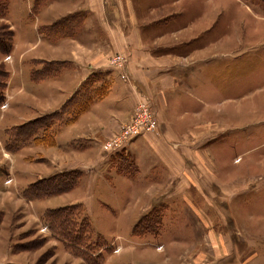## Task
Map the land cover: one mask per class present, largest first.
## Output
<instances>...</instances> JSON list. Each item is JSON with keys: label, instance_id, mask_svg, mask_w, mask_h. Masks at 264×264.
I'll return each instance as SVG.
<instances>
[{"label": "rangeland", "instance_id": "obj_1", "mask_svg": "<svg viewBox=\"0 0 264 264\" xmlns=\"http://www.w3.org/2000/svg\"><path fill=\"white\" fill-rule=\"evenodd\" d=\"M7 1L0 31L11 30L14 37L12 51L0 58L8 72L0 105V264H264L262 5L251 0ZM73 3L98 13L113 44L104 39L82 93L37 118L58 113L48 120L50 127L16 142L15 129L28 122L7 126L24 119L20 103L32 98L16 96L15 35L21 27L32 28L42 11L57 16ZM76 14L65 35H79L86 23V28L97 26L88 13L64 18ZM29 39L37 37L30 31ZM51 71L57 78L63 68ZM114 80L126 86V119L107 100ZM141 104L154 130L109 148ZM80 107L85 112L78 115ZM70 119L77 120L69 125ZM70 127L88 139L82 140L84 147L94 146L97 157L68 165L81 173L71 192L31 199L30 186L70 172L54 173L59 163L52 159L62 162V150L78 145V139L64 137ZM67 196L70 206L83 208L70 209L75 223L89 221L80 246L59 236L46 219L49 211L64 207Z\"/></svg>", "mask_w": 264, "mask_h": 264}, {"label": "crops", "instance_id": "obj_2", "mask_svg": "<svg viewBox=\"0 0 264 264\" xmlns=\"http://www.w3.org/2000/svg\"><path fill=\"white\" fill-rule=\"evenodd\" d=\"M72 5L73 6L69 5L64 8L67 9V11L60 12L57 16L53 15L55 11H48L47 13H43L42 11L40 19L32 28L18 27L19 31L15 35L16 45L15 51L13 52L15 57L19 56L18 62L14 65L16 68V71L14 72L16 75L15 84L17 86L16 96H29L32 100L20 103L21 106H19V108L23 115L19 116V118L24 119L17 124L8 125L7 128L16 125L20 126L29 121L40 118L42 115L44 116V114H51L54 111L59 110L67 99H69L74 93L79 92L82 83L85 84L88 81L89 75L94 68L97 67L96 65L99 63V56L101 55L100 53L104 39L107 38L113 44L110 35L106 33L103 27V22L98 13L92 10L88 12L86 9H82L74 3ZM114 11L115 10H111L110 16H116L117 12ZM75 12L88 13L92 19L95 20L97 26L92 25L86 28V25L88 24L86 23L84 27L80 28L79 35L65 38L57 42L49 40L42 34L45 27L51 26L57 21L68 15L74 14ZM94 26H96L95 31L93 29ZM27 29L30 30L32 34L36 35V41H30V31H27ZM85 33L89 34V36L80 37L81 34ZM20 41H23L24 43L21 44ZM129 45H132V43L130 42ZM29 53H31V56H27ZM46 63L58 64L55 66H61L63 68L62 73L58 75L57 78H50L51 80L34 81L32 79V74L34 72L42 71L43 68H45ZM12 83L13 78L11 79V84ZM179 87H181V85H179ZM128 97L126 86L122 87L119 81L114 80L112 94L107 100L110 104H115V107L118 106V108L124 112L125 119L129 117L130 114ZM66 134L67 135L64 136L66 139L67 136L72 139H78L79 143L77 146H73V149L69 152H65V149L62 150L60 153L63 157L62 162L57 157L52 158L54 162L59 163L57 170L54 173L67 170L72 171V168H68V165L72 164L76 166L77 164L74 163L82 165L92 161V158L97 157V149L94 146L89 148L84 147L86 142L82 140L88 139L80 136L76 131V128L73 129V127H70ZM71 143L73 142L71 141ZM67 144L70 145V141L67 142ZM65 159L70 161L66 162ZM54 162L51 164H56ZM83 172L84 179L88 176V173H85L86 170H83ZM84 193L86 192H82V194ZM72 194L67 195L70 196ZM69 196L64 197L63 199V201H65L63 202L64 207L65 205L68 206L71 204ZM85 201V197H81L80 202ZM73 203H75V201ZM9 225L10 224L8 223V226Z\"/></svg>", "mask_w": 264, "mask_h": 264}, {"label": "trees", "instance_id": "obj_3", "mask_svg": "<svg viewBox=\"0 0 264 264\" xmlns=\"http://www.w3.org/2000/svg\"><path fill=\"white\" fill-rule=\"evenodd\" d=\"M253 2H258L262 5L263 11H264V0H251ZM7 0H0V16H4L7 13ZM82 14V12H81ZM79 16L78 14L69 16L67 18H64L62 20L57 21L51 26L45 27L42 31L43 35L48 38L51 41H58L60 39H63L62 37L71 38L73 35H65V32L69 29H73V23L72 21L75 17ZM63 35L61 37L58 36L56 38L54 35ZM13 37L14 32L11 30H5L0 31V58L2 56L8 55L12 49H13ZM55 63H46L45 68L40 72H34L32 74V79L34 81H40L45 79H50L55 77L57 71H51L52 67H55ZM38 79V80H37ZM8 81V72L5 70L4 66L0 64V105L4 101V90L6 88ZM82 89L79 90L78 93L81 92ZM85 93V91L83 92ZM96 97L100 98L101 95H97ZM90 101L88 98L86 100ZM68 109V107L65 105L64 110ZM74 110V109H73ZM85 112L84 107H80L78 109V115ZM58 115V113H56ZM46 116L41 121L34 120L31 122H28L27 124L19 127V129H15L16 133L14 134L13 140L16 142L22 143L29 139H33L35 133L37 130L49 128L48 125L51 117L56 116ZM77 115V116H78ZM78 118V117H77ZM77 120V119H76ZM75 119H70L68 121V124H73ZM81 177V173L79 172H66L63 174L55 175L52 177H49L45 180L39 181L32 186L29 187L28 191L26 192L27 196H29L31 199H46L50 198L52 196L56 195H62L71 192L74 190V188L77 187L79 184V180ZM70 209H83L81 205H74V206H65L62 208H58L55 210H51L46 214V219L48 223L51 225V228L56 232L59 236L64 238L67 241H70L72 244H75L76 246H80L84 244L85 236L88 233L89 230V221L87 217H84L81 224H76L74 219L72 218V213L70 212ZM31 249V248H30ZM25 251H29L28 249H25ZM87 264H91L92 261L89 260Z\"/></svg>", "mask_w": 264, "mask_h": 264}, {"label": "built area", "instance_id": "obj_4", "mask_svg": "<svg viewBox=\"0 0 264 264\" xmlns=\"http://www.w3.org/2000/svg\"><path fill=\"white\" fill-rule=\"evenodd\" d=\"M146 107L141 104L135 110L132 121L127 125L122 134L114 141L109 142L107 146L109 148H121L122 144L128 140L138 138L145 130H154L155 123L150 121V118L146 114Z\"/></svg>", "mask_w": 264, "mask_h": 264}]
</instances>
